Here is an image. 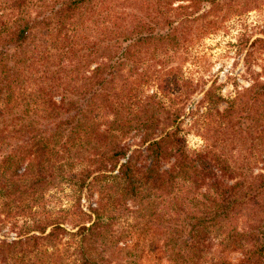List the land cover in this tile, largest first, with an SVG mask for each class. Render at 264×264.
Wrapping results in <instances>:
<instances>
[{
  "label": "trees",
  "instance_id": "trees-1",
  "mask_svg": "<svg viewBox=\"0 0 264 264\" xmlns=\"http://www.w3.org/2000/svg\"><path fill=\"white\" fill-rule=\"evenodd\" d=\"M223 1L0 0V223L18 214L31 224L0 239V264H264V158L252 173L249 164L230 165L231 151H214L264 142V36L249 43L256 54L247 50L243 59L249 83L224 109L207 89L187 112L199 150L185 145L183 106L171 110L157 91L142 94L154 84L188 99L191 83L155 56L181 46L190 15L180 11ZM240 1L235 15L258 2ZM171 10L173 20L161 23L159 12ZM85 19L109 27L81 45L73 38ZM249 56L260 60L258 71ZM33 65L56 76L45 91L28 86ZM62 181L78 193L70 229L35 217ZM228 253L238 254L235 263Z\"/></svg>",
  "mask_w": 264,
  "mask_h": 264
},
{
  "label": "rangeland",
  "instance_id": "rangeland-1",
  "mask_svg": "<svg viewBox=\"0 0 264 264\" xmlns=\"http://www.w3.org/2000/svg\"><path fill=\"white\" fill-rule=\"evenodd\" d=\"M40 1L42 2V0H32V2L37 3H40ZM178 4L183 5L184 3L172 1L171 7H175ZM240 4H242L240 0H224L221 5H219V8L209 9L208 6L196 4L197 6L191 9L180 11L182 12L181 15H190L189 20L183 23L185 30L183 32L184 38L182 39L181 46L178 47L177 50L171 51L168 55L156 54L155 59L161 61L165 69L171 68L173 71L172 73L176 77H180L188 81V83H191L189 89H193V92L188 96L187 100L179 102L180 99L165 91L164 95L162 92H159L158 87L154 84L142 90L143 95H148L151 92L157 91L161 102L165 106L170 107L171 110L174 107L183 106L181 110L182 113L184 110V113L180 116L182 121L181 129H183L184 132L185 145L190 150H199L203 147V141L196 135L194 130L186 131L193 119L187 115V112L189 110H194V105L202 98L203 91L207 89L210 90L211 97H215L211 102L217 99L216 108L218 111H221L225 108L226 102L232 97L234 92L246 87L249 83L243 59L245 51L247 50L253 52L254 56L256 55L255 51L249 48L248 45L254 38L264 36V0H258L257 4L250 10L241 14L236 13L235 15L234 11L239 9ZM28 9L29 12L33 11L30 7ZM174 14L175 11L173 10L166 16L159 12L158 20L161 23L165 20V17L169 18V20H173L175 17ZM221 16H224V19L218 23L217 21ZM83 21L82 24L80 22L73 38L74 41L81 45L82 43L90 44L98 41V39L106 34L104 28L109 27V24L102 23L98 26L99 29L94 22L86 21V19ZM128 21H130V19L125 20V22ZM211 21L217 23L212 26L214 28L210 33L205 34L201 28L207 29ZM47 47L50 53L52 52L57 55V51L53 50V46H51L49 42ZM145 57L148 61H151L153 58L151 56V50L145 52ZM261 58L264 59V53ZM50 61H52V63H57L55 56ZM50 61L47 63L49 64ZM247 62H249L252 71H258L257 63L260 62L258 58L249 56ZM53 65L54 64H49V69L52 71L54 70ZM91 66L92 64H90V67ZM156 68H158V66H156ZM30 69L31 78L28 86L36 87L42 91H45V87L50 85L56 78L52 73L41 74V70H46L44 67L36 66L35 68V65H33ZM37 77L41 79H37ZM157 83L160 82L157 81ZM53 99L57 101L58 97L54 96ZM195 117H197V115H194V118ZM262 140L264 141V137H262ZM130 142L129 140V143ZM227 143H229V141ZM240 143H236V149H233L232 145L229 144L222 147L219 145L214 151L218 152L220 149L225 153L231 151L229 154H232V158L228 160L231 166L240 167L244 164H249L252 173L257 172L261 166L259 159L264 158V142L261 141V144L258 146L253 145V143L244 146ZM256 151H258L260 158L255 156ZM75 167L78 168L81 166ZM84 195H86V191L81 193L78 207H86L87 202ZM77 196V191L74 190L67 181H62L44 194L40 203L43 209L40 210L45 214L36 215L35 217L41 216L45 218L47 215L49 218L61 220L63 226L70 229L71 222L69 220L73 217L70 212L77 206V202L75 201ZM95 199L96 193L89 197L90 201H94ZM62 211L65 213H62ZM28 220L29 216L24 217L16 214L15 218L3 224L0 223V239L9 241L14 238L15 234L18 232L27 231L31 225ZM226 258L228 261L235 263L238 254L228 253Z\"/></svg>",
  "mask_w": 264,
  "mask_h": 264
}]
</instances>
